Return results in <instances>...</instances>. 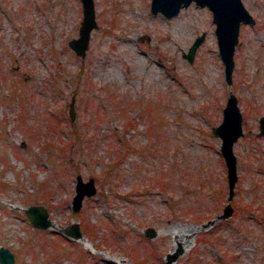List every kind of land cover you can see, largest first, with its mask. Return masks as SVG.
<instances>
[{"label": "rangeland", "instance_id": "obj_1", "mask_svg": "<svg viewBox=\"0 0 264 264\" xmlns=\"http://www.w3.org/2000/svg\"><path fill=\"white\" fill-rule=\"evenodd\" d=\"M242 1L256 20L240 23L228 82L206 4L166 16L151 0H94L80 55L68 39L81 0H0V244L14 264H165L177 241L170 264H264V0ZM231 90L243 133L221 216L228 184L212 125ZM77 173L96 189L75 206ZM29 203L47 207L49 226L32 224ZM73 222L83 240L66 235Z\"/></svg>", "mask_w": 264, "mask_h": 264}, {"label": "water", "instance_id": "obj_2", "mask_svg": "<svg viewBox=\"0 0 264 264\" xmlns=\"http://www.w3.org/2000/svg\"><path fill=\"white\" fill-rule=\"evenodd\" d=\"M192 0H151L150 9L161 11L166 16H171L178 12L181 6L189 4ZM199 4H206L212 12V19L215 22L214 31L216 34L218 51L224 64V76L228 82L232 80V69L234 65L233 51L238 39L240 23L255 22L254 15L245 6L242 0H193ZM82 16L79 22L78 34L68 39V44L80 55L85 53L89 44L91 30L96 26L94 0H81ZM205 36V32L198 33L189 44L184 55L192 60L198 44ZM69 113L74 117V100L69 103ZM212 130L221 138L220 151L226 164V176L228 184V200L224 204L221 216L230 215L233 206L230 198L233 195L234 184L237 179V157L233 150V143L239 135L243 133L242 112L237 102L234 91H229L222 109V118L212 125ZM257 135H264V114L258 117ZM96 189L93 177L86 179L80 173L75 176L74 192L72 202L75 206L81 204L84 195L92 194ZM25 212L32 224L39 227H47L51 224L48 209L40 203H29L25 207ZM68 235H82L83 232L78 223L69 225L66 228ZM155 233V228L148 225L145 234L151 236ZM174 250L166 253L165 264H170L177 254L183 250L181 241H177ZM14 251L6 245L0 244V264H14Z\"/></svg>", "mask_w": 264, "mask_h": 264}, {"label": "trees", "instance_id": "obj_3", "mask_svg": "<svg viewBox=\"0 0 264 264\" xmlns=\"http://www.w3.org/2000/svg\"><path fill=\"white\" fill-rule=\"evenodd\" d=\"M55 119V116H53ZM57 128L58 130V126L56 127V125L51 126V130H55ZM79 133H81V135L84 136L85 139V146H88V148L90 149V151L92 152V135L91 134H87L85 132L80 131ZM116 142H121L120 140H117Z\"/></svg>", "mask_w": 264, "mask_h": 264}, {"label": "bare ground", "instance_id": "obj_4", "mask_svg": "<svg viewBox=\"0 0 264 264\" xmlns=\"http://www.w3.org/2000/svg\"><path fill=\"white\" fill-rule=\"evenodd\" d=\"M74 223V222H73ZM68 225V224H67ZM70 225H71V223H70ZM82 227V226H81ZM183 231H185L184 229H183ZM188 232V231H187ZM84 235V234H83ZM83 235H81V236H79L78 237V239L79 240H83L84 238H85V236H83ZM182 235V234H181ZM184 235H187V234H184ZM185 238V237H184ZM182 239V236H180L179 238H176V240H181ZM187 239V238H186ZM172 261V260H171Z\"/></svg>", "mask_w": 264, "mask_h": 264}, {"label": "flooded vegetation", "instance_id": "obj_5", "mask_svg": "<svg viewBox=\"0 0 264 264\" xmlns=\"http://www.w3.org/2000/svg\"><path fill=\"white\" fill-rule=\"evenodd\" d=\"M256 20V19H255Z\"/></svg>", "mask_w": 264, "mask_h": 264}]
</instances>
